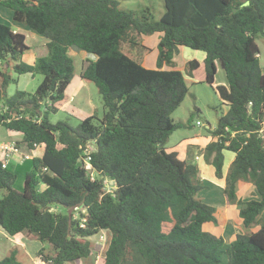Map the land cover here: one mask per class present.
I'll list each match as a JSON object with an SVG mask.
<instances>
[{"label": "trees", "instance_id": "obj_1", "mask_svg": "<svg viewBox=\"0 0 264 264\" xmlns=\"http://www.w3.org/2000/svg\"><path fill=\"white\" fill-rule=\"evenodd\" d=\"M249 1V4H245ZM13 19L48 42L35 47L36 62L24 60L26 35L0 21V125L23 134L32 157L22 190L17 174L0 156V225L10 234L49 243L38 256L48 264L75 262L93 254L91 236L110 232L101 264H264V72L256 38L264 35V0H164L155 19L149 8H124L118 0H0ZM160 33L158 67L130 55L146 48L143 35ZM186 46L206 53V81L214 85L217 62L228 84L215 89L229 105L219 118L205 155L225 194L239 206L243 230L227 241L211 226L217 207L207 203L198 164L167 148L175 130L190 127L172 114L189 92L186 71L175 56ZM71 49L82 59L80 76L96 84L106 111L77 126L51 121L76 74ZM164 65L172 68H164ZM42 74L34 92L8 94L20 74ZM15 75H18L16 77ZM97 120V122L95 121ZM93 149L85 152L87 146ZM225 150L235 158L224 174ZM90 157L92 166H86ZM91 170V171H90ZM93 172V174L91 173ZM106 181H113V190ZM260 196L244 200L238 184ZM69 208L57 213L53 206ZM82 208L76 218L74 210ZM0 264H21L18 249Z\"/></svg>", "mask_w": 264, "mask_h": 264}, {"label": "rangeland", "instance_id": "obj_2", "mask_svg": "<svg viewBox=\"0 0 264 264\" xmlns=\"http://www.w3.org/2000/svg\"><path fill=\"white\" fill-rule=\"evenodd\" d=\"M118 1H120L121 5L127 9L140 11L141 9L149 8L155 19L160 18L165 11L164 0H118ZM11 12L12 10L10 8L0 5V21L5 22L12 26L14 20ZM29 30H23V33L27 35V43L32 47L41 45L45 37L40 34L33 36L34 33H32V31ZM159 40H160L159 32L143 35L141 41L146 48L144 49L141 48L142 52L139 50V48H134L133 50L130 51V55L136 58L138 61H140L143 53V58H142L143 65L149 68H157L158 67L157 61L159 55V48H158ZM256 41L260 48L259 59H260L261 67L264 72V35L262 34L258 35ZM70 54L73 55L75 58L76 76L74 77L72 85L68 91V98L69 99L71 98L72 93H74V90L79 89L78 90L79 94L76 96L78 100H74L75 99L74 96L71 100V103H68V105H60L58 107L57 112L51 113L50 119L53 122H56L58 120H67L73 126H77L84 117L89 115L95 114L97 119L102 118L106 111V107L104 105L102 95L99 93L96 84L89 80L81 81L80 79L81 62L82 59L85 57L84 55L85 52H81V51L78 52L75 49H72V51H70ZM204 54L205 53L202 50H196L186 46L181 47L179 53L176 54L175 67H177L178 69L186 71L187 62L192 58L199 59L200 66L193 71L192 75L189 74L186 75V79L190 88L189 92L185 97L184 101L182 102V104L175 110L172 116L177 121H182V119L188 121L190 116L193 114V118L191 121V124L193 126L190 129H193L194 134L200 133L202 135H208L209 134L208 124H211L212 127L217 126L219 118L226 112V108L228 105L220 97L219 93L215 89V86L206 81V67L204 61L202 60V56ZM89 55L90 57H92L91 54ZM30 57L31 55L28 54L27 58ZM164 68L170 69L172 68V66L164 65ZM15 76L18 77V75ZM42 79H43L42 74H35V76L34 75L32 76L31 74L28 73L20 74L18 77V81L10 84L8 88V94L13 95L17 89L34 92L35 89L38 87L39 83L42 81ZM215 81L218 82V84L225 83L227 85L228 81L226 78L225 71L222 67ZM95 121L97 122V120ZM197 121H200L201 124L198 125ZM177 132L180 133H177L174 137H172L170 144L169 143L167 144L168 147L169 145L176 143L177 138L183 133V131L181 130ZM7 134L9 137V130L5 126L0 125V143H2V141L7 138ZM92 149H93V144H89L85 152L88 153L89 150ZM40 152L41 151L39 148H37L36 150H31L24 144V151H22V153H19L17 155H19V160L25 161V163L12 166V169L17 174L14 187H16L19 190L23 189L26 173L32 169V161H31L32 157L40 154ZM24 154L28 155V157L25 158V160L22 158ZM14 157L15 156H13L12 158ZM211 181L214 180L211 179ZM106 182L108 184L107 189L109 191H112L114 188L113 187L114 183H112L111 181H106ZM6 193H7L6 189L0 188V198L3 197ZM244 195H245V200L258 197L256 191L249 189L245 190ZM210 197H213V199H210L208 197L207 198L208 201L218 204L221 203L220 199L223 198L224 196L223 194H212ZM237 207L239 208L238 205ZM53 210L57 213H62V214H67L70 212L69 208L62 205L53 206ZM81 211L82 208H76L74 210V215L76 218L80 217ZM222 212L223 209H219L218 215L220 217H221L220 213ZM230 215L235 216V222L236 219L237 221L238 220L241 221L239 214H237L234 210L230 212ZM262 216L264 219V215ZM239 227L240 224L236 222L237 231L244 229L242 226L241 228ZM109 237L110 236L106 234L105 231H102L101 234L98 233L90 237V239L94 243L93 245L94 257H91L92 262L90 260L89 261L91 262L90 264H98V262L99 264H101L102 257L104 256V251L107 248L109 242ZM41 244L42 246L43 245L46 246V249L44 251L46 254L52 252L51 249L52 247H50L49 243L41 242ZM11 245H13L14 247L13 248L11 247L9 252L12 249L17 248L18 258H19V253L21 252V249H19V247L21 248L23 246L21 244H17L16 239L9 237L4 230L2 232L0 231V260L5 258L9 254L7 252V249ZM95 257H97V262L95 260ZM22 264H35L34 258L33 257L23 258ZM67 264H79V262L78 263L72 262Z\"/></svg>", "mask_w": 264, "mask_h": 264}, {"label": "crops", "instance_id": "obj_3", "mask_svg": "<svg viewBox=\"0 0 264 264\" xmlns=\"http://www.w3.org/2000/svg\"><path fill=\"white\" fill-rule=\"evenodd\" d=\"M11 14H12V17H13V13L12 12H11ZM12 28L15 31H20L22 33H23V30H29L30 29L32 31V33H34L33 36L39 35L37 32H35L31 28H29L27 25H25V24H23L21 22H17L15 20L12 23ZM26 40H27V35H26ZM47 42H48V39L45 37L44 40L42 41L41 45H44ZM35 47H37V46H35ZM35 47H32V46L29 45V50L27 51V53L25 55V58H24V60L26 62L31 63V64L36 62V50H35ZM181 47H183V46H181ZM71 51H72V49H71ZM28 54L31 55L30 58H27ZM84 55H85V57L90 56L88 53H85ZM205 57H206V53L202 56V60L203 61H204ZM92 58H94V55H92ZM192 59H197V58H192ZM217 67H218V72H217V75H218V73H219V71H220V69L222 67L220 62H217ZM28 74H31V73H28ZM217 75H216V77H217ZM75 76L76 75H74V77ZM74 77H73V79H74ZM73 79H72L71 83L69 84V86L66 89L65 98L61 102L58 103V107L60 105H68V103H71V100H72V98L74 96H75L74 100H78L76 96L79 94L78 93L79 89L78 90H74V93H72L71 98L70 99L68 98V91H69V89H70V87L72 85ZM80 79H81V81L83 80L82 77ZM217 84H218V82L214 83V86H216ZM222 84H225V83H222ZM82 87H83V84H82ZM228 108H229V105L227 106L226 111L228 110ZM182 121H186V120L182 119ZM192 126L193 125H190V127L189 126L188 127H182V128H179V129L175 130L174 133L170 137V140L168 142L169 144L171 142L172 137H174L177 133H180V132H177V131L181 130V131H183V133L177 138V142L176 143H174L172 145H169V147L167 145L166 146L170 150L178 151L179 156L182 159H185V160H188V161H192L193 163L198 164L200 166V168H201V177H202V180H203V182H204V184L206 186L205 189H203L200 192V195L204 199V201H206L207 203L213 204V205H215L217 207L216 215L218 217L219 223L216 224L215 226H211V229L216 234H222L225 237V239L230 242V241H232V240H234L236 238L237 232L241 231V230L237 231L236 222L238 224H240L239 228H241V226L243 227L242 220L241 221H239V220L237 221V219H236V222H235V216L230 215V212L232 210H234L237 214H239V208L237 207V204H231L229 202V200H228V198H227V196L225 194V191H224L225 177L220 179L216 175V171H215L214 166L211 164V162L208 161V159L206 158V155H205V150H206L207 144L215 139L213 131H214V129L217 126L212 127L211 124H208V127H209V134L208 135H202L200 133L194 134L193 133V129H190ZM8 130H9L10 139L8 137V134H7V138L4 139L2 141V143L15 141L20 146V149L22 151H24V144L22 143L23 134L20 133V132H17V131H12L10 129H8ZM2 143H0V144H2ZM38 148L40 149L41 152L43 151V146H40ZM225 153H226V160H225V165H224V174L226 175L231 162L235 158V153L233 151H229V150H225ZM0 156L2 157V156H4V154H2L0 152ZM23 163H25V161L19 160V155H15V157L10 160L8 165L12 168L13 165H19V164H23ZM209 178H210V180H209ZM211 179L214 180V181H211ZM247 189L256 191V188H255V186L253 184L244 183V182H241V183L238 184V192H239L240 196L244 200H245L244 192ZM242 191H243V193H242ZM212 194H223L224 197L220 199V202L221 203L223 202V203L222 204L221 203L216 204V203H212V202L208 201V199H207L208 197L210 199H213V197H210ZM257 198L260 199V196H258ZM219 209H223V212L220 213L221 217L218 215ZM2 229L7 233V235L9 237L15 238L16 241H17V244H21L23 246L21 248L19 247V249H21V252L19 253V258L18 259L21 262V264L23 263V258H29V257H33L34 258V263L35 264H48L45 261H42L39 258V256H38V251L43 247L42 244H41V241L40 242H39V240H33L32 241L31 239L27 238L23 233H19V234H16V235H10L0 225V231L1 232L3 231ZM103 231H105V233L110 236V232L108 230H103ZM101 232L99 234H101ZM11 247L13 248L14 246L13 245L9 246V248L7 249L8 253H10L9 250L11 249ZM91 257H94V252H93V254L91 256L85 257V258L80 259L78 261H75V263L79 262V264H90L92 262ZM90 260H91V262H89ZM95 260L97 262V257H95ZM67 263H72V262H67ZM98 264H99V262H98Z\"/></svg>", "mask_w": 264, "mask_h": 264}, {"label": "built area", "instance_id": "obj_4", "mask_svg": "<svg viewBox=\"0 0 264 264\" xmlns=\"http://www.w3.org/2000/svg\"><path fill=\"white\" fill-rule=\"evenodd\" d=\"M197 124H201L200 121H197ZM0 152L4 154V156H2V159L4 160V165L6 166L9 163V160L13 156L22 153V150L20 149V146L17 144V142L11 141L0 144ZM27 157L28 155L24 154L22 158L25 160V158ZM89 159L90 157H86V166L88 169H91L92 166L89 162ZM91 173L93 174V172Z\"/></svg>", "mask_w": 264, "mask_h": 264}, {"label": "water", "instance_id": "obj_5", "mask_svg": "<svg viewBox=\"0 0 264 264\" xmlns=\"http://www.w3.org/2000/svg\"><path fill=\"white\" fill-rule=\"evenodd\" d=\"M245 4H249V1H246V3ZM112 183H113V181H111Z\"/></svg>", "mask_w": 264, "mask_h": 264}]
</instances>
